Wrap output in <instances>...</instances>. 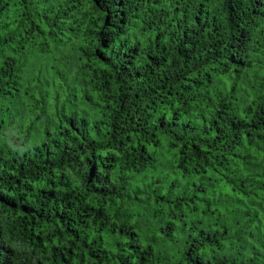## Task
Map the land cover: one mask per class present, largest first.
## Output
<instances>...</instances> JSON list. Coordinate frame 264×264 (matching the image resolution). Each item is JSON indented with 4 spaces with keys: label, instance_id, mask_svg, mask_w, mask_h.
<instances>
[{
    "label": "trees",
    "instance_id": "obj_1",
    "mask_svg": "<svg viewBox=\"0 0 264 264\" xmlns=\"http://www.w3.org/2000/svg\"><path fill=\"white\" fill-rule=\"evenodd\" d=\"M0 264H264V0H0Z\"/></svg>",
    "mask_w": 264,
    "mask_h": 264
}]
</instances>
